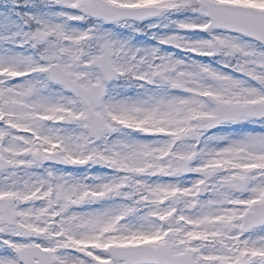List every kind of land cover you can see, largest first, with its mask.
<instances>
[{"label":"snow or ice","instance_id":"6c2138e0","mask_svg":"<svg viewBox=\"0 0 264 264\" xmlns=\"http://www.w3.org/2000/svg\"><path fill=\"white\" fill-rule=\"evenodd\" d=\"M0 264H264V0H0Z\"/></svg>","mask_w":264,"mask_h":264}]
</instances>
